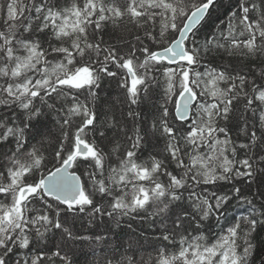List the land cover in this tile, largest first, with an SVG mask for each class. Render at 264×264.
<instances>
[{
  "label": "snow or ice",
  "instance_id": "1",
  "mask_svg": "<svg viewBox=\"0 0 264 264\" xmlns=\"http://www.w3.org/2000/svg\"><path fill=\"white\" fill-rule=\"evenodd\" d=\"M261 233L264 0H0V264H264Z\"/></svg>",
  "mask_w": 264,
  "mask_h": 264
},
{
  "label": "trees",
  "instance_id": "2",
  "mask_svg": "<svg viewBox=\"0 0 264 264\" xmlns=\"http://www.w3.org/2000/svg\"><path fill=\"white\" fill-rule=\"evenodd\" d=\"M220 15H221V18L223 19V17H224V11L223 10H221ZM216 23H218V22L214 20L213 21V27L215 26ZM209 30L210 29H204V30H202V34L204 32L209 31ZM105 87H106L107 90H109V91L113 92V94H115V92H116V85L114 83L106 84ZM244 211H245V209L243 207H235L234 206V208L232 209V211H230L229 215L239 216L240 214L244 213ZM260 239L261 240H264V233H261Z\"/></svg>",
  "mask_w": 264,
  "mask_h": 264
}]
</instances>
